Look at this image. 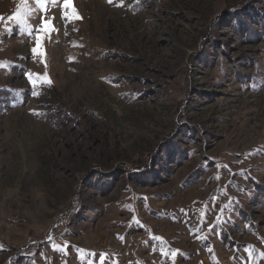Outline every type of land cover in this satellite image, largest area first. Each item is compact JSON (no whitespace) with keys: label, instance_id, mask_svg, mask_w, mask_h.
<instances>
[{"label":"rangeland","instance_id":"1","mask_svg":"<svg viewBox=\"0 0 264 264\" xmlns=\"http://www.w3.org/2000/svg\"><path fill=\"white\" fill-rule=\"evenodd\" d=\"M67 2L0 0V264H264V0Z\"/></svg>","mask_w":264,"mask_h":264},{"label":"snow or ice","instance_id":"2","mask_svg":"<svg viewBox=\"0 0 264 264\" xmlns=\"http://www.w3.org/2000/svg\"><path fill=\"white\" fill-rule=\"evenodd\" d=\"M54 2H55V0H54ZM108 2H109V3H112V0H108ZM36 3H37L38 5L43 6V4H42V0H36ZM64 6H65L66 8L70 7V4L67 2V0H65V5H64ZM67 15H68V14H67V12H66V13H65V16H67ZM68 18L71 19L72 17H68ZM76 18H78V17H76ZM53 19H54V18H53ZM41 20H42V29H41V30H46V31L54 30V26H53L52 28H44V26L47 25V24H49L50 21H46V20H44L43 18H41ZM38 31H40V30H38ZM36 43H37V47H35V48L32 49V51H33L34 54L37 53L38 48H39L40 43H41V38H40L39 35H37ZM40 54L43 55L42 52H41ZM70 59H71V58H70ZM26 75L28 76L30 82H32V74H31V73H26ZM35 94H36V93L34 92V95H35Z\"/></svg>","mask_w":264,"mask_h":264},{"label":"trees","instance_id":"3","mask_svg":"<svg viewBox=\"0 0 264 264\" xmlns=\"http://www.w3.org/2000/svg\"><path fill=\"white\" fill-rule=\"evenodd\" d=\"M255 32V31H254ZM252 35H253V32L251 31ZM5 95V93H0V98Z\"/></svg>","mask_w":264,"mask_h":264}]
</instances>
